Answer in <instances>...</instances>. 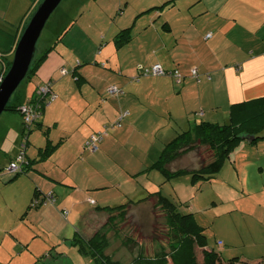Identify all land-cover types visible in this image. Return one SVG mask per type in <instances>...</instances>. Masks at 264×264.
<instances>
[{
	"label": "crops",
	"instance_id": "0c3cea01",
	"mask_svg": "<svg viewBox=\"0 0 264 264\" xmlns=\"http://www.w3.org/2000/svg\"><path fill=\"white\" fill-rule=\"evenodd\" d=\"M38 1L9 0L0 15V30L5 29L0 52L12 53ZM62 1L49 23L55 33L52 48L35 75L10 98L22 104L37 84L52 82L56 95L43 109L42 128L28 135L27 156L37 159L47 138L55 146L14 179L0 175V205L9 188L5 199L12 212L9 227L0 226V264L12 261L10 245L20 248L15 255L26 262L21 264L38 263L60 244L66 250L84 221L99 212L96 206L108 205L109 199L137 200L158 188L154 170L144 168L157 159L158 144L203 119L224 123L232 103L264 97V0ZM123 28L130 36L117 44L115 34ZM137 64H160L167 71L178 70L181 78L138 75ZM111 84L121 89L118 95L107 94ZM120 113L121 124H112ZM96 131L106 133L91 152L85 141ZM21 132L20 113L5 110L0 115V169L16 155ZM243 149L238 147L229 159L236 161ZM261 156L259 152V160ZM109 190L111 197L104 193ZM35 192L39 197L51 192L53 201L28 206ZM232 212L245 225L251 222L244 217L255 220L264 235V206L254 210L231 204L216 210L215 217ZM214 235V248L223 257L249 243L251 248L235 253L264 260V237L251 236L244 245L240 237L234 241ZM63 249L58 253H65Z\"/></svg>",
	"mask_w": 264,
	"mask_h": 264
},
{
	"label": "trees",
	"instance_id": "16d2710c",
	"mask_svg": "<svg viewBox=\"0 0 264 264\" xmlns=\"http://www.w3.org/2000/svg\"><path fill=\"white\" fill-rule=\"evenodd\" d=\"M40 1L41 0H39L38 3ZM58 35L61 36V33ZM129 36L128 28H123L115 34V41L117 44H122L128 40ZM49 47L50 48L47 47L40 53H34V57L24 79L29 81L35 75L47 52L52 48L51 45ZM36 51L37 48L35 52ZM12 53L8 54L0 52V77H2L8 70L11 63L10 57L12 56ZM172 71L174 70H169L167 72ZM138 75L144 74H141L138 70ZM196 75L197 71L194 76ZM171 76L173 77V75ZM135 80H139L138 76L135 77ZM51 83L50 80H46L37 84L31 95L22 104L12 101L8 102L6 110H16L20 113L22 118L21 141L16 155L11 158L9 162L17 157L18 152L22 149L21 145L23 143L28 144L29 133L34 129L42 128L40 118L43 109L50 101L49 95L55 94L52 90ZM42 85H45L51 91L42 94L39 92V88ZM111 85L117 87L114 84ZM108 87L106 88V92L110 96L118 95V93L121 92V89L117 87L120 92L111 94L108 92ZM23 104L31 106L33 113L31 115L32 121L30 123L24 121L23 114L19 109ZM123 118L124 113H120L112 124L119 126ZM262 131H264V97L232 103L229 107V115L226 122L217 123L200 120L195 122L191 127L177 132L172 138L163 144L157 159L151 165L145 167V171H160L163 175L164 181L178 178L184 174H190L193 180L194 178L209 180L221 169L225 159L229 158L232 149L242 139H248V142L256 143L258 139L264 138V134H261ZM43 132L47 133V129L44 128ZM97 132L104 133L105 131H96L93 133ZM47 139L48 143L43 148L39 149V156L37 159L28 158L26 145L23 149V160L20 162V167L17 170L10 172L4 169L7 166L6 164L0 169V172L1 170L5 172L0 173V175L8 174L9 180H12L19 174L27 172L34 162L46 158L51 148L55 146V144L51 143L49 138ZM100 141L98 142V148ZM202 145L206 146L209 151L208 159H201L199 163L191 166H174L182 156L198 151L199 147ZM161 184L162 182L158 186ZM45 195L46 194L39 197L37 192H35L28 206L42 203ZM146 202L153 203L150 211L159 210L163 215L166 228L165 243L167 247H162L152 255H145L139 251V253L133 258L132 264H264L263 259L249 260L238 254L223 257L219 250L214 247H209L205 235L206 227L197 222L195 212L191 210L189 203H186V201H176L165 196L162 194L160 187L153 191H148L144 197L137 200L128 199L127 201L116 205H99L96 206V209L99 212H107L109 214L107 223L114 226L117 221H123L124 224L127 223V220H130V218L127 219L129 213H135L142 207L141 204ZM135 226L138 229L136 223ZM107 244L108 241L106 234L100 232H95L88 238L78 233L70 239V245L75 246L81 256L91 258L94 264H120L117 260H114L111 255L104 252ZM53 253L49 254L51 255ZM56 253L61 256L63 255L62 253ZM46 263L47 262H44L43 264Z\"/></svg>",
	"mask_w": 264,
	"mask_h": 264
},
{
	"label": "rangeland",
	"instance_id": "374dc122",
	"mask_svg": "<svg viewBox=\"0 0 264 264\" xmlns=\"http://www.w3.org/2000/svg\"><path fill=\"white\" fill-rule=\"evenodd\" d=\"M64 1L57 6L56 10L53 11L52 15L49 16L44 28L36 43L37 51L43 50L45 47L49 46L55 33L49 31V23L56 13V11L63 5ZM9 5V0H0V15L6 6ZM31 16V15H30ZM7 18L9 16H6ZM29 19V18H28ZM5 25V24H4ZM9 28L10 25L6 24ZM5 32V29H1L0 32ZM7 46V45H6ZM41 52V51H40ZM12 59V57H10ZM1 66V65H0ZM1 70V68H0ZM28 81L23 79L17 89L19 90L23 85H26ZM17 89L15 91H17ZM15 93V92H14ZM204 120V119H203ZM33 131H38L37 129ZM32 132V131H31ZM176 134V133H175ZM264 134V131L261 132ZM248 139H242L231 151V153H237L238 147L244 149L239 153L237 160L233 161L229 158L225 159L221 169L215 174L214 177L209 180H203L200 178L192 179L190 174H184L178 178L172 180H163V175L158 170H154L151 176L154 177L156 186L161 182L162 184L160 190L165 196L176 200V201H186L190 206H193V211H195V218L197 222L205 226V235L207 238V245L209 247H214L216 245L215 233L221 234L226 237V239L237 241L238 237L240 243L245 242L243 240L249 241V238L253 236L254 238H263L264 235L256 229V222L251 218H245L244 220L250 219L249 225L243 223V219H236V212H232L230 216L224 215L220 217H215V213L218 209H226L231 204H234L240 208H245L246 206H251L252 209H258V206H264V138H260L255 144L246 143ZM157 141H160L157 139ZM158 142H156L157 144ZM160 147L156 156H158L163 145L158 144ZM259 152L262 155L259 158ZM209 151L206 146L202 145L199 147L198 151L191 152L187 155L182 156L174 166H191L193 164L199 163L201 159H208ZM13 156V155H12ZM11 156V157H12ZM8 160L6 159V162ZM8 164V163H7ZM148 165L144 166L147 167ZM5 171L1 170L0 173ZM7 176V175H6ZM9 177V176H7ZM2 180V179H0ZM142 182V180H141ZM128 187V184H125ZM124 188V187H122ZM119 188V191L122 190ZM111 189V188H110ZM4 198L1 201V205H5L4 213L1 216L3 219L0 222V226L9 227L8 218L11 217L12 212L9 198V188L4 189ZM108 193L111 197L114 193L112 191H104ZM128 198V197H126ZM119 198L118 200H120ZM111 200L109 199L108 204L116 205L127 201V199ZM215 202V204H213ZM9 203L8 205H6ZM152 202H146L141 204V208L135 213H129L127 223L116 222L114 226L109 225L107 212L96 213L95 216L88 217L84 221V227L81 230V235L88 238L92 236L95 232L105 233L108 241L107 247L104 252L111 255L114 260H117L120 264H132L133 258L141 251L145 255H152L156 251H159L162 247L166 246V228L165 221L162 213L159 210H152ZM11 212V213H10ZM138 225V229L135 226ZM22 232V231H21ZM54 232V231H53ZM55 231L54 233H56ZM2 231H0V239L2 238ZM240 245V244H239ZM62 244L55 247L58 250L63 249ZM70 241H68L67 249H63L65 253L61 256L57 254L56 251L53 254L39 257L38 263L34 264H94L93 260L89 257H84L79 254L77 248H69ZM237 251H233V254H241L242 249H249V243H246L245 247L240 245ZM75 247V246H74ZM242 248V249H240ZM7 249L13 254V259L9 263L7 261L1 264H21L26 262H19L16 259L15 253L18 252L17 246H7ZM237 252V253H235ZM245 252V251H244ZM5 257H7L5 255ZM1 260V259H0ZM1 262V261H0Z\"/></svg>",
	"mask_w": 264,
	"mask_h": 264
},
{
	"label": "water",
	"instance_id": "95a60500",
	"mask_svg": "<svg viewBox=\"0 0 264 264\" xmlns=\"http://www.w3.org/2000/svg\"><path fill=\"white\" fill-rule=\"evenodd\" d=\"M61 1L41 0L24 25L13 48L10 66L0 79V115L6 110L11 96L26 76L41 31Z\"/></svg>",
	"mask_w": 264,
	"mask_h": 264
},
{
	"label": "built area",
	"instance_id": "2783aa9c",
	"mask_svg": "<svg viewBox=\"0 0 264 264\" xmlns=\"http://www.w3.org/2000/svg\"><path fill=\"white\" fill-rule=\"evenodd\" d=\"M209 35V33L207 34V36ZM137 69L139 70V72L141 74H152V75H164V74H171L173 75V77L176 79V80H179L180 77H181V74L177 71V70H174L172 72H167L160 64H153L151 66H147V67H144L143 65L139 64L137 65ZM61 72L62 73H65L66 70L64 68L61 69ZM192 73L195 75L196 74V70L193 69L192 70ZM1 79V77H0ZM49 88H47L45 85H42L40 86L39 88V92H41L42 94H45V93H49ZM108 92L111 93V94H114V93H118L120 92V90L111 85L108 87ZM52 93V92H50ZM50 100L54 98L55 94H50ZM20 111L21 113L23 114V117H24V121L30 123L32 121V109H31V106L28 105V104H23L20 106ZM122 116V115H121ZM120 116V117H121ZM106 132H97V133H93V134H90V136L88 137V139L85 141V146L91 151V152H94L98 149V142L102 139L103 135L105 134ZM27 143H23L21 145L22 149L18 152L17 154V157L10 161L7 166L4 168L6 171H15L17 170L19 167H20V162L23 160V153H24V148L26 147ZM52 202L53 201V196H52V193L51 192H48L46 195H45V198L43 200V202Z\"/></svg>",
	"mask_w": 264,
	"mask_h": 264
}]
</instances>
